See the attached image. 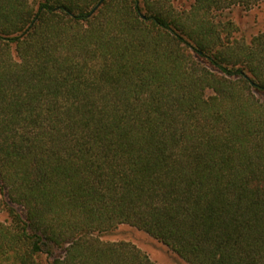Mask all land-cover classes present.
<instances>
[{
  "label": "trees",
  "instance_id": "1",
  "mask_svg": "<svg viewBox=\"0 0 264 264\" xmlns=\"http://www.w3.org/2000/svg\"><path fill=\"white\" fill-rule=\"evenodd\" d=\"M264 0H0V264H264Z\"/></svg>",
  "mask_w": 264,
  "mask_h": 264
},
{
  "label": "rangeland",
  "instance_id": "2",
  "mask_svg": "<svg viewBox=\"0 0 264 264\" xmlns=\"http://www.w3.org/2000/svg\"><path fill=\"white\" fill-rule=\"evenodd\" d=\"M181 11H189L194 0H171ZM223 21L232 22L236 26L235 35L238 38L250 39L264 31V2L245 8L235 6L223 11L220 15ZM7 219V213L0 208V221ZM105 240H129L145 251L159 264H188L180 259L164 244L151 237L146 232L126 224L119 225L111 232L102 235Z\"/></svg>",
  "mask_w": 264,
  "mask_h": 264
}]
</instances>
